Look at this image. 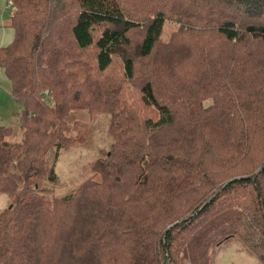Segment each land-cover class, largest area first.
<instances>
[{
	"label": "trees",
	"instance_id": "trees-1",
	"mask_svg": "<svg viewBox=\"0 0 264 264\" xmlns=\"http://www.w3.org/2000/svg\"><path fill=\"white\" fill-rule=\"evenodd\" d=\"M8 5L0 68L22 109L20 140L0 126V193L15 197L0 209V264H212L233 239L264 264V169L251 177L264 164V0ZM95 110L109 116L108 149L87 164L100 177L58 198L46 180L60 149L92 142L68 117Z\"/></svg>",
	"mask_w": 264,
	"mask_h": 264
},
{
	"label": "rangeland",
	"instance_id": "rangeland-1",
	"mask_svg": "<svg viewBox=\"0 0 264 264\" xmlns=\"http://www.w3.org/2000/svg\"><path fill=\"white\" fill-rule=\"evenodd\" d=\"M9 13L10 7L8 0H0V46H6L13 39V30L5 26L9 20ZM174 30H176V24L165 21L161 34L162 41L167 42L170 34ZM139 33L133 31L131 37L139 38ZM120 69L117 67L114 74L116 75L117 71L119 73ZM182 69L188 70V67L186 69L182 66ZM10 90V80L0 68V126L10 127L12 129L11 134L6 138L7 141H18L21 138V130L18 125L16 113L21 111L22 106L12 100L9 95ZM132 96L134 98L136 97L134 89H132ZM71 116L72 118H70ZM69 119H72V121L80 120L90 124L89 141L92 140V142L88 146L75 144L60 149V155L54 166L57 180L54 183L46 180L47 186L49 188L53 186V194L58 198L74 192L88 179H99V175L96 177L89 171L87 164L100 156V152L98 154L100 148L105 152L110 142V138L106 133L109 116L105 112L97 110L92 113L78 111L72 113L68 117ZM64 130L72 138L76 137L77 132L73 131L69 124ZM14 200L15 197L13 195L0 193V209L10 206ZM212 264H260V262L245 249L240 240L233 239L217 248L213 253Z\"/></svg>",
	"mask_w": 264,
	"mask_h": 264
},
{
	"label": "water",
	"instance_id": "water-1",
	"mask_svg": "<svg viewBox=\"0 0 264 264\" xmlns=\"http://www.w3.org/2000/svg\"><path fill=\"white\" fill-rule=\"evenodd\" d=\"M264 169V164L251 176V177H255L259 172H261L262 170ZM169 228V227H168ZM167 228V229H168ZM165 233H166V231H165Z\"/></svg>",
	"mask_w": 264,
	"mask_h": 264
}]
</instances>
